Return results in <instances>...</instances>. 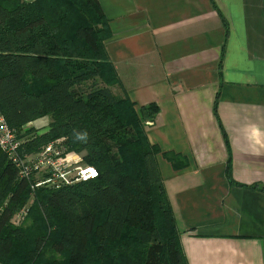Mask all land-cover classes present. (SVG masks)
I'll return each instance as SVG.
<instances>
[{"label": "trees", "instance_id": "obj_1", "mask_svg": "<svg viewBox=\"0 0 264 264\" xmlns=\"http://www.w3.org/2000/svg\"><path fill=\"white\" fill-rule=\"evenodd\" d=\"M109 36L98 0H0V114L25 139L19 153L62 139L98 171L32 191L0 149L2 264H188L156 162L161 150L145 130L158 107L135 109L111 91L118 78L104 46ZM45 116L46 131L27 127ZM162 154L175 169L188 165Z\"/></svg>", "mask_w": 264, "mask_h": 264}, {"label": "crops", "instance_id": "obj_2", "mask_svg": "<svg viewBox=\"0 0 264 264\" xmlns=\"http://www.w3.org/2000/svg\"><path fill=\"white\" fill-rule=\"evenodd\" d=\"M98 2L112 92L158 107L145 130L188 264H264V0Z\"/></svg>", "mask_w": 264, "mask_h": 264}, {"label": "built area", "instance_id": "obj_3", "mask_svg": "<svg viewBox=\"0 0 264 264\" xmlns=\"http://www.w3.org/2000/svg\"><path fill=\"white\" fill-rule=\"evenodd\" d=\"M145 124L151 125L152 121ZM24 141L23 137H18L16 131L8 127L0 114V149L17 167L18 176L31 183L32 191L41 187L57 190L92 180L98 175L96 168L84 163L81 154L68 151L62 139L43 146L36 153L21 155L19 148ZM26 210L23 208L14 217L16 224L21 222Z\"/></svg>", "mask_w": 264, "mask_h": 264}, {"label": "rangeland", "instance_id": "obj_4", "mask_svg": "<svg viewBox=\"0 0 264 264\" xmlns=\"http://www.w3.org/2000/svg\"><path fill=\"white\" fill-rule=\"evenodd\" d=\"M96 82H97V83H96V86H100V87L105 86V85L102 84L99 80H97ZM92 87H93V86H92V84H91V81L85 83V85H82V89H83L84 92H88ZM109 88L111 89V91L114 90V86H110ZM27 127H28V125H27ZM31 127H32V126H31ZM34 128H35V127H34ZM22 134H23V133H22ZM22 134H21V136H22ZM22 137H23V136H22Z\"/></svg>", "mask_w": 264, "mask_h": 264}, {"label": "clouds", "instance_id": "obj_5", "mask_svg": "<svg viewBox=\"0 0 264 264\" xmlns=\"http://www.w3.org/2000/svg\"><path fill=\"white\" fill-rule=\"evenodd\" d=\"M87 136V133H84L80 136L81 139L85 138Z\"/></svg>", "mask_w": 264, "mask_h": 264}, {"label": "snow or ice", "instance_id": "obj_6", "mask_svg": "<svg viewBox=\"0 0 264 264\" xmlns=\"http://www.w3.org/2000/svg\"><path fill=\"white\" fill-rule=\"evenodd\" d=\"M94 174V173H93Z\"/></svg>", "mask_w": 264, "mask_h": 264}]
</instances>
